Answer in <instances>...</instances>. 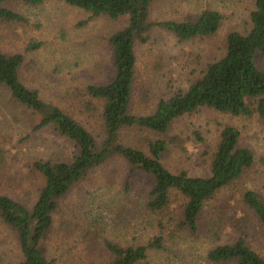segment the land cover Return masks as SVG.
<instances>
[{"label": "rangeland", "instance_id": "374dc122", "mask_svg": "<svg viewBox=\"0 0 264 264\" xmlns=\"http://www.w3.org/2000/svg\"><path fill=\"white\" fill-rule=\"evenodd\" d=\"M28 19L27 24L0 22V53L21 54L25 67L21 82L39 93L50 108L56 107L71 116L94 136L101 134L102 102L85 98V88L101 85L113 78L110 37L127 24V17L90 18L85 12L60 0H44L36 7L20 2L3 5ZM252 0H153L151 21H193L202 11L218 12L222 21L209 37L178 42L169 32L153 29L147 40L135 45L136 69L129 112L135 116L153 113L161 99L185 90L219 60L231 32L249 28ZM41 43L38 50L29 46ZM264 69V57L257 60ZM84 101L91 112L83 110ZM39 116L15 102L8 91L0 88V194L7 195L31 208L42 187V177L32 168L35 161H70L76 150L69 141L47 128L33 132ZM236 128L240 146L249 148L253 165L231 185L221 189L205 205L199 218V231L192 235L178 231L183 200L171 197V205L161 213L146 208L151 177L135 172L128 191L124 188L128 165L120 157L109 159L60 200L54 214V229L47 245V256L56 264H108L111 260L102 248L89 252L86 240L78 231L83 218L97 226L98 238L121 247L144 245L155 236L163 239L162 250H149L147 260L139 264H211L208 251L218 245L231 244L236 238L233 224L246 225L247 245L264 259V230L252 215L242 219L239 202L245 191L260 195L264 203V124L257 115L235 117L202 108L173 121L162 136L150 132L125 131V144L145 149L147 139L161 138L168 144L161 162L172 173L190 176L209 174L210 161L223 127ZM198 133L200 139L195 136ZM146 142V143H145ZM145 151V150H144ZM69 223L70 230L62 224ZM62 226V227H61ZM91 237L95 236L91 231ZM85 241V242H84ZM101 242L98 243V245ZM20 260L15 234L0 220V264ZM234 264V263H225Z\"/></svg>", "mask_w": 264, "mask_h": 264}, {"label": "trees", "instance_id": "16d2710c", "mask_svg": "<svg viewBox=\"0 0 264 264\" xmlns=\"http://www.w3.org/2000/svg\"><path fill=\"white\" fill-rule=\"evenodd\" d=\"M44 0H0V22L3 24H27L22 14L5 8L9 2H20L36 7ZM77 8L90 18L108 17L117 20L127 17L124 28L114 33L109 43L112 48L113 78L101 85L85 88V98L102 102L99 119L101 134L94 136L61 109L48 107L35 90L28 89L20 79L25 67L21 54L0 53V88L9 92L20 106L38 115L39 122L33 132L53 129L59 136L73 144L76 152L70 161H35L31 166L42 177L43 184L31 208L13 198L0 194V220L14 234L19 248L20 260L13 264H56L47 256V245L54 229V214L59 210L60 200L88 177L95 169L113 157L122 158L128 165L124 188L128 191L135 172L151 177L146 208L161 213L171 205V197L183 200L178 231L195 235L199 231V218L217 192L231 185L249 169L254 156L249 148L240 146L239 131L225 126L211 156L209 174L204 177L190 176L185 171L172 173L166 169L162 156L168 144L161 138L147 139L145 151L137 146L123 143L125 131L150 132L164 135L174 120L202 108L227 113L235 117L257 115L264 124V69L257 60L264 57V0H252L253 9L248 16L249 28L243 32H231L226 37L223 56L207 65L201 76L187 89L178 90L169 98L161 99L152 114L135 116L129 112L135 78V45L147 40L153 29L171 33L178 42L214 35L221 24V15L213 10L202 11L193 21H151L150 6L153 0H60ZM41 43L28 49L38 50ZM83 110L91 112V103L84 101ZM195 136L200 139L198 133ZM4 152L0 149V164ZM244 208L242 219L252 215L264 230V203L259 194L245 191L237 201ZM80 228L89 252L102 248L110 258L108 264H139L147 260L149 250H162L163 239L155 236L144 245L121 247L107 239H99L100 229L82 219ZM245 222V221H242ZM241 221L233 224L237 238L231 244L210 249L206 259L211 264H264L255 251L247 245L246 225ZM69 223L62 226L70 230ZM61 226V227H62ZM95 236L91 237V231ZM101 242L99 245L98 243Z\"/></svg>", "mask_w": 264, "mask_h": 264}]
</instances>
